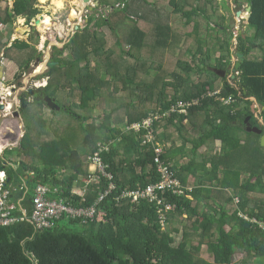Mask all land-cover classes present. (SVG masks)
I'll return each mask as SVG.
<instances>
[{
	"label": "trees",
	"instance_id": "obj_1",
	"mask_svg": "<svg viewBox=\"0 0 264 264\" xmlns=\"http://www.w3.org/2000/svg\"><path fill=\"white\" fill-rule=\"evenodd\" d=\"M246 1L252 9L247 29L236 36V51L244 56L237 85L228 77L235 36L220 14V0H101L113 8L110 16H89L65 49L55 48L47 85L35 90L32 101L26 98L29 91L21 97L26 131L19 152L28 160L5 170L11 201L18 204L15 214L25 211L26 218L0 225V264H234L237 253L244 255L238 264H264V231L238 215L248 209L264 219L262 135L247 131L244 123L251 116L252 125L264 129V0ZM142 3L154 7L151 13L158 17L169 8V19L153 24ZM40 13L38 0H15L0 8V23L25 18L32 28L30 39L38 41L31 21ZM122 18L137 24L124 41L127 50L119 37L120 50L108 47L110 37L102 30L108 26L116 33ZM153 29L157 39L148 43ZM31 40L17 39L10 47L0 38V54L9 46L5 56L15 57L20 70H27L38 58ZM74 95L78 100L69 101ZM46 96L60 106L52 109L53 121L44 116ZM230 97L235 101L226 103ZM195 98L199 103L187 114L170 112L177 101ZM251 98L263 107L262 122L252 111ZM96 108L103 110L99 122ZM163 112L152 126L154 143H143L146 128H127ZM208 141L220 142L221 151L201 152ZM156 142L164 149L161 159L192 187L190 196L165 193L175 209L165 213L164 225L155 202L117 199L126 189L159 180ZM102 143L109 146L101 156L113 178L89 182V157ZM112 182L116 188L99 200ZM39 183L50 186V199L81 208L95 205L97 217L84 222L64 216L51 228L37 229L29 218ZM75 185L83 194L73 191ZM204 244L210 245L213 261L200 256Z\"/></svg>",
	"mask_w": 264,
	"mask_h": 264
},
{
	"label": "rangeland",
	"instance_id": "obj_2",
	"mask_svg": "<svg viewBox=\"0 0 264 264\" xmlns=\"http://www.w3.org/2000/svg\"><path fill=\"white\" fill-rule=\"evenodd\" d=\"M113 1V0H111ZM221 6H220V14L223 13L227 17V23H230L231 30L234 31L235 38L233 39V46H232V57H231V65H234V63L237 61V51H236V45L237 40L236 36L239 35V33L245 31L247 29V26H245V23L241 24L242 21L247 18L248 12L247 7L249 4L246 1H243L239 5L235 2V0H220ZM119 5V3H116ZM8 5L13 6V1L10 0H3L0 1V8L7 7ZM38 6L41 9V13L38 14L32 21L31 25L35 26V29L39 33V39L37 41V38L35 36L34 40L30 39L31 34V26L26 24L25 19L18 18L17 21L13 24L8 25H0V38L3 41V43L7 42L9 43V46L11 47L12 42H14L15 38L20 39H26L31 40L32 44L35 47L37 54H38V60L33 59L31 62V65L27 70L21 69L20 65L17 63V60L13 56H5L6 49L9 46H5L4 49H2V52L0 54V62L1 65H3L5 69V74L3 76H0V92L2 93L3 97H6L8 92H12L13 96L10 98V96L7 97V99L11 100V109L9 111V108L6 110L3 109L1 112L2 115H0V122L4 121L5 126L8 125L7 121L10 122L9 125L15 126L11 131H14V128L18 130V126H20V130L18 131L21 135L25 134V124L22 118L21 114V99L20 94L23 92L26 93L30 89L36 90L38 87L35 86V84L41 85L46 83L48 80L47 71L49 69V62L51 58L54 55V53H57L55 48L58 49H65L67 42L69 41L70 37L75 33V31L80 27L83 29L85 25H87L88 17L89 16H95V17H108L111 14V11L113 8L109 5H106L104 3H101V0H64L63 1V7L58 8L55 4H53L52 0L47 1L46 3L41 2L38 0ZM151 7L147 6L146 4L142 3V11L147 12L151 16V22L155 24L156 21H160L161 23H165L167 19H169V8L168 10L163 9L161 10V16H156L151 13ZM154 9V7H152ZM76 12V13H75ZM239 12H241L239 14ZM42 14L49 15L51 17V25L46 26L43 28H39L36 26L37 21H41ZM42 22V21H41ZM141 22V21H139ZM1 24V23H0ZM133 19L129 18H122L117 24H116V33H113L110 31L108 26H105L102 28V30L106 33L108 37H110V40L108 42V47L116 48L117 50H120L118 46H116L115 39L119 37L123 42L121 44V48L124 50L129 49V45L124 42L126 40V37L130 30L136 26ZM144 24L139 23V26L142 27ZM247 34H250L247 30ZM45 37V38H44ZM148 43H153L157 36L155 34V29L152 30V32L147 36L146 38ZM36 53V52H35ZM67 51L63 54V56H66ZM60 56V55H59ZM217 65H221L220 61L216 60ZM94 66V62L92 64V67ZM39 70V71H38ZM230 79V78H229ZM231 80V79H230ZM234 85H237V82L231 81ZM17 85V89L14 90L12 86ZM69 91L66 89V92ZM220 91V90H218ZM26 98L28 101H32L33 97L29 94L26 95ZM254 101V109H255V116L256 118L260 119L259 112L261 111V105L255 102L254 98H251ZM78 100V96L74 95L69 97V101ZM44 116L47 117L48 120L53 121L54 113L52 112V109L44 105L43 108ZM103 110L100 108H96L94 111V116L97 117V121L102 120L103 116ZM13 118V120H12ZM126 122V121H125ZM4 124V123H3ZM51 124V123H49ZM184 124H186L187 128L191 131L192 125L185 120ZM120 127L122 124H119ZM49 128V125L47 126V129ZM122 128V127H121ZM1 130V127H0ZM15 132V131H14ZM23 137V136H22ZM21 137V138H22ZM20 138V140H21ZM20 140L19 142H16L15 146H10V149H15L13 151L8 152H2L0 153L1 157H5L6 161L3 160L2 162L6 165H12L15 164L16 167L20 165V161L22 160H28L27 157L20 155L19 147H20ZM10 142L8 141V145ZM12 145V144H10ZM214 146V148L212 147ZM201 152H210L211 154H215L216 152L221 151V143L220 142H213L208 141V144L203 146L200 150ZM208 167L211 168L210 165ZM90 168V166H89ZM195 180V177H191V181L193 182ZM217 182H215V185ZM211 185H213L211 183ZM208 186V184H207ZM216 187V186H215ZM178 240L180 241L181 235L177 236ZM198 241V240H197ZM200 256L204 259H207L209 261H213V254L211 252L210 245L204 244L202 246V250L200 253ZM244 257L242 253H237V255L234 258V264H238L241 259ZM252 264H258L257 261H254Z\"/></svg>",
	"mask_w": 264,
	"mask_h": 264
},
{
	"label": "built area",
	"instance_id": "obj_3",
	"mask_svg": "<svg viewBox=\"0 0 264 264\" xmlns=\"http://www.w3.org/2000/svg\"><path fill=\"white\" fill-rule=\"evenodd\" d=\"M38 86V84H35ZM12 93V92H10ZM209 95H213L209 91ZM233 97L228 98L225 102L232 103L235 100ZM6 100L3 99L2 102ZM199 103V98L193 100H179L172 105L170 112H178L181 114H187L189 108ZM165 115L163 113H151L148 117L142 121L132 123L128 125V129H134L135 131H141L146 128L148 131L144 134L145 138L143 143H154L156 141V135L153 131V123L155 120L160 119ZM109 146L106 144H100L99 150L96 151L90 160V180L89 182L96 181L100 176H105L112 179V174L108 171V165L103 161L101 153L108 151ZM155 162L157 172L160 177L157 182L150 183L146 187H139L136 189H126L122 191L118 198H130L132 202L136 203L140 200H147L149 202H155L157 211L159 213L162 224L164 225L165 213L175 209V204L168 199L165 193H173L175 195H188V191L192 190L191 186H185L181 179L177 176L175 169L171 163H166L161 159V154L164 152L162 144L156 142L155 146ZM3 163V162H2ZM6 165V164H4ZM8 174L4 169L0 170V225L10 226L19 221H23L26 218L24 211L23 215H16L15 211L18 209V204L11 201L12 190L7 187ZM116 188L112 182L109 188L105 190L99 197V200H103L104 197ZM51 188L49 185L39 183L34 190L33 210L29 220L39 230H45L55 225L56 221L67 216L72 219H81L84 222L92 221L97 217V210L95 205L88 208L76 207L73 204L66 203L62 199H50L49 193ZM190 196V195H188ZM238 215L245 221L253 224L255 227L264 231V219H259L256 215H251L247 210H239Z\"/></svg>",
	"mask_w": 264,
	"mask_h": 264
},
{
	"label": "water",
	"instance_id": "obj_4",
	"mask_svg": "<svg viewBox=\"0 0 264 264\" xmlns=\"http://www.w3.org/2000/svg\"><path fill=\"white\" fill-rule=\"evenodd\" d=\"M12 1H15V0H12ZM85 1H87V0H85ZM251 9H252V5H249L248 7H247V11H248V15H247V18L245 19V24H248L249 23V18H250V12H251ZM39 22L40 21H37L36 22V24H37V26L39 25ZM238 58H239V60L236 62V64H235V69L237 70V69H239L240 68V66H241V63H242V61L244 60V56H243V54L242 53H239L238 54ZM50 64L51 65H54V64H56V62L55 61H52V62H50ZM219 71V70H218ZM5 74V69H4V67H3V65H1L0 64V76H3ZM224 74V73H223ZM222 74V75H223ZM2 100V96L0 95V101ZM45 101H46V103L48 104V106L51 108V109H60V106L50 97V96H46L45 97ZM0 107L2 108V109H4L5 108V105L4 104H0ZM250 119H251V116H248L246 119H245V121H244V123H245V125H246V129H247V131H249V132H254V133H257V134H261L262 136H261V145L262 146H264V129H263V127H262V124H259V125H255V126H253L252 125V123L250 122ZM15 131H16V133L19 135V132L17 131V129H15ZM3 136H6L7 137V133L6 132H4L3 133ZM17 141V139H11L10 140V142L11 143H15ZM7 165H4V166H2V161L0 160V167L1 168H3L4 170H5V167H6ZM10 180V179H9Z\"/></svg>",
	"mask_w": 264,
	"mask_h": 264
},
{
	"label": "clouds",
	"instance_id": "obj_5",
	"mask_svg": "<svg viewBox=\"0 0 264 264\" xmlns=\"http://www.w3.org/2000/svg\"><path fill=\"white\" fill-rule=\"evenodd\" d=\"M10 1H12V0H10ZM243 1H246V0H239V3H242ZM15 1H13V3H14ZM236 2V1H235ZM247 2V1H246ZM247 11V10H246ZM248 12V11H247ZM241 12H239V14H240ZM20 18V17H19ZM22 18V17H21ZM23 19H25V18H23ZM246 19V18H245ZM245 19L243 20V21H245ZM25 21H26V19H25ZM245 23V22H244ZM0 25H2V23L0 24ZM4 25H8V24H4ZM36 26H37V24H36ZM35 27V26H34ZM84 28V27H83ZM17 39H20V38H15V40H17ZM14 40V41H15ZM12 44H13V42H12ZM238 54L239 53H237V61L239 60V58H238ZM38 60V59H37ZM236 61V62H237ZM50 62H52L51 60H50ZM236 62L234 63V65H231V68H232V72L231 73H229L228 74V77L231 79L230 80V82L231 81H233V82H236V81H234L236 78H237V75H239V73H240V71H239V69H235V64H236ZM48 66H50V63L48 64ZM220 71L221 69L219 68V69H217V71ZM222 74L224 73L225 74V72L223 71V72H221ZM223 74V75H224ZM47 82H48V80L46 81V83H44V84H41V85H38L37 87L38 88H40V87H44V86H46L47 85ZM13 87V89L14 90H16L17 89V85H14V86H12ZM37 88V89H38ZM0 95L2 96V100L0 101V104H4L5 105V110H6V108L8 109L9 108V111H10V109H11V103L12 102H9V99H7V97L8 96H10V98H12V96H13V93H10V92H8L7 93V95H6V97H3V95L0 93ZM3 99L4 100H6L5 102H2L3 101ZM255 103H253V105H254ZM253 105H252V111H253V113L255 114V109H254V107H253ZM1 108V107H0ZM2 109V108H1ZM3 110V109H2ZM262 110H263V107H262ZM262 112V111H261ZM261 112H259V114H260V119H259V121L260 122H262L263 121V119H262V117H261ZM0 131H2L3 133H4V131L3 130H0ZM23 136V135H22ZM21 136V137H22ZM4 137V136H3ZM9 141V140H8ZM10 142V141H9ZM2 161V160H1ZM3 166H4V164H3ZM236 202L238 203V202H240L239 201V198L238 197H236ZM243 210V209H242ZM245 210H247L248 212H249V210L248 209H245ZM250 213V212H249Z\"/></svg>",
	"mask_w": 264,
	"mask_h": 264
},
{
	"label": "crops",
	"instance_id": "obj_6",
	"mask_svg": "<svg viewBox=\"0 0 264 264\" xmlns=\"http://www.w3.org/2000/svg\"><path fill=\"white\" fill-rule=\"evenodd\" d=\"M41 1V0H40ZM9 102H11V101H9ZM261 111H262V106H261ZM260 111V112H261ZM9 123L10 122H8L7 121V124L8 125H6L5 126V123L3 124H0V127H1V130H3L4 132H6L7 133V137L6 136H4V137H2L1 139H0V146L1 145H4V146H6V144H8V140L10 141L11 139H17V141L16 142H19V140H20V133H19V135L16 133V131H15V129L16 128H14V131H11V129H13V127H15L14 125L13 126H11V125H9ZM19 128H18V130L17 131H19L20 130V126H18ZM10 134H14L15 135V137L14 138H10ZM22 136V135H21ZM15 142V143H16ZM15 143H11L10 142V144H12V145H9V146H6V147H4L3 149H2V147L0 148L1 150H0V153H4V152H6L8 149H10V146H15V145H13V144H15ZM12 148H14V147H12ZM190 149V148H189ZM0 160H5L6 161V159H5V157L3 158V157H1L0 156ZM3 169V168H2ZM30 173V172H29ZM24 178L25 179H27L28 178V172L27 171H25V174H24ZM8 180H9V178H8ZM7 180V181H8ZM73 191L75 192V193H78V194H83V191H82V188L81 187H79V186H77V185H75L74 187H73Z\"/></svg>",
	"mask_w": 264,
	"mask_h": 264
},
{
	"label": "bare ground",
	"instance_id": "obj_7",
	"mask_svg": "<svg viewBox=\"0 0 264 264\" xmlns=\"http://www.w3.org/2000/svg\"><path fill=\"white\" fill-rule=\"evenodd\" d=\"M47 1H49V0H41V2H43V3H46ZM63 1L64 0H52V2H53V4H55L58 8H62L63 7ZM76 13V12H75ZM41 17H42V19H41V21L39 22V25H38V27L39 28H43V27H46V26H50L51 25V17L49 16V15H46V14H42L41 15ZM45 38V37H44ZM39 71V70H38ZM1 93V92H0ZM2 94V93H1ZM9 101H11V100H9ZM12 120H13V118H12ZM2 138V137H1ZM10 145V144H9ZM8 144H6V146H9ZM6 146H4V145H1L0 146V148L2 147V149L4 148V147H6ZM1 150V149H0Z\"/></svg>",
	"mask_w": 264,
	"mask_h": 264
},
{
	"label": "flooded vegetation",
	"instance_id": "obj_8",
	"mask_svg": "<svg viewBox=\"0 0 264 264\" xmlns=\"http://www.w3.org/2000/svg\"><path fill=\"white\" fill-rule=\"evenodd\" d=\"M50 63V62H49ZM0 64H1V62H0ZM48 83V82H47ZM1 87V86H0ZM33 94H36V95H38V92H36L34 89H30L29 90V95L30 96H32ZM23 96V92L20 94V99H21V97ZM48 105V104H47ZM49 107V106H48ZM50 108V107H49ZM3 110L0 108V115H2L1 114V112H2ZM2 123H5L4 121H1L0 122V124H2ZM1 137H3V132L2 131H0V139H1ZM15 137V135L14 134H10V138H14Z\"/></svg>",
	"mask_w": 264,
	"mask_h": 264
}]
</instances>
